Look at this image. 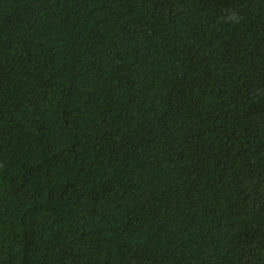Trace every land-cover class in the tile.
Listing matches in <instances>:
<instances>
[{
  "label": "trees",
  "instance_id": "16d2710c",
  "mask_svg": "<svg viewBox=\"0 0 264 264\" xmlns=\"http://www.w3.org/2000/svg\"><path fill=\"white\" fill-rule=\"evenodd\" d=\"M0 264H264V0H0Z\"/></svg>",
  "mask_w": 264,
  "mask_h": 264
},
{
  "label": "clouds",
  "instance_id": "9594fccd",
  "mask_svg": "<svg viewBox=\"0 0 264 264\" xmlns=\"http://www.w3.org/2000/svg\"><path fill=\"white\" fill-rule=\"evenodd\" d=\"M239 17L236 13H232L231 15L228 16V21L229 22H236L238 23L239 22Z\"/></svg>",
  "mask_w": 264,
  "mask_h": 264
}]
</instances>
